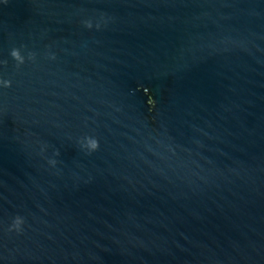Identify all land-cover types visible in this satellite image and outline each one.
I'll use <instances>...</instances> for the list:
<instances>
[{
	"label": "water",
	"instance_id": "1",
	"mask_svg": "<svg viewBox=\"0 0 264 264\" xmlns=\"http://www.w3.org/2000/svg\"><path fill=\"white\" fill-rule=\"evenodd\" d=\"M0 61V264H264V0H0Z\"/></svg>",
	"mask_w": 264,
	"mask_h": 264
},
{
	"label": "clouds",
	"instance_id": "2",
	"mask_svg": "<svg viewBox=\"0 0 264 264\" xmlns=\"http://www.w3.org/2000/svg\"><path fill=\"white\" fill-rule=\"evenodd\" d=\"M4 4L8 3V0H3ZM83 24L85 27L91 29L93 27L92 21L91 20H85L83 21ZM96 27L99 28L100 24H96ZM11 57L17 62V66L23 64L25 62V57L21 55V52L19 49H12L10 52ZM53 59L55 58L54 56L52 57ZM28 59H34V54L30 53L28 56ZM0 63L7 64V61H0ZM0 86H3L5 88H8L11 86V81L10 80H3L0 79ZM80 145L82 149H85L88 154H91L92 152L96 151L99 148V141L95 137L87 136L84 137L80 141ZM43 151V148H42ZM57 155L59 154L58 152L56 153ZM49 164L55 166L57 161L55 159H50ZM24 223V220L20 216H16L13 220V223L11 227L9 228V231L15 230L17 232L22 231V225Z\"/></svg>",
	"mask_w": 264,
	"mask_h": 264
}]
</instances>
